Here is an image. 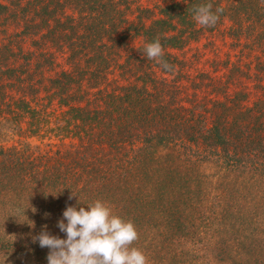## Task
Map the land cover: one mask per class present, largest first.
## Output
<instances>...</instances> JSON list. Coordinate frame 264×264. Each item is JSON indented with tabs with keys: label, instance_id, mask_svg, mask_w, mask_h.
<instances>
[{
	"label": "trees",
	"instance_id": "1",
	"mask_svg": "<svg viewBox=\"0 0 264 264\" xmlns=\"http://www.w3.org/2000/svg\"><path fill=\"white\" fill-rule=\"evenodd\" d=\"M0 33V264L96 200L147 264H264V0H0Z\"/></svg>",
	"mask_w": 264,
	"mask_h": 264
},
{
	"label": "clouds",
	"instance_id": "2",
	"mask_svg": "<svg viewBox=\"0 0 264 264\" xmlns=\"http://www.w3.org/2000/svg\"><path fill=\"white\" fill-rule=\"evenodd\" d=\"M222 11V8L216 9V13ZM193 12V19L200 26L212 27L219 19L210 3L195 6ZM143 54L163 69L173 70L162 59L164 52L158 39L146 43ZM73 196L72 193L69 199ZM57 227L65 233V239L51 235L46 225L33 237L34 243L38 241L41 248L49 249L48 264H147L140 250L130 248L138 239L134 224L112 214L110 207L100 200L87 204V210L83 206L78 210L76 206H66Z\"/></svg>",
	"mask_w": 264,
	"mask_h": 264
},
{
	"label": "rangeland",
	"instance_id": "3",
	"mask_svg": "<svg viewBox=\"0 0 264 264\" xmlns=\"http://www.w3.org/2000/svg\"><path fill=\"white\" fill-rule=\"evenodd\" d=\"M2 35L3 34L0 33V36H2ZM218 42H221V41L219 40ZM6 136L7 137L4 138L5 141L0 140L1 141L0 143L3 144L4 146H9L11 144H14L16 137L10 135L8 132L6 133ZM28 141H29L30 144L31 143H37V141L35 140V138H29ZM241 204H243V203H241ZM243 205L246 206V207H248V205H245V204H243ZM255 209H253V210H255Z\"/></svg>",
	"mask_w": 264,
	"mask_h": 264
}]
</instances>
